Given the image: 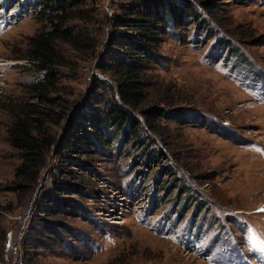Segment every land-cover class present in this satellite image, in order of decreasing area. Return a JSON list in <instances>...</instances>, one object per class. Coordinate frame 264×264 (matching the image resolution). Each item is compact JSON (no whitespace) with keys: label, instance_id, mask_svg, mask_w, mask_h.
I'll return each mask as SVG.
<instances>
[{"label":"rangeland","instance_id":"rangeland-1","mask_svg":"<svg viewBox=\"0 0 264 264\" xmlns=\"http://www.w3.org/2000/svg\"><path fill=\"white\" fill-rule=\"evenodd\" d=\"M198 1V18L170 24L142 65L146 96L125 107L135 131L95 134L93 115L117 101L103 67L130 33V0L73 10V35L95 47L57 44L68 64L44 105L27 92L37 73L14 58L39 26L34 1L0 0V264H264V0ZM18 100L52 109L55 143L27 189L12 186L19 159L6 135ZM150 108L163 111L152 126ZM82 117L88 147L63 150Z\"/></svg>","mask_w":264,"mask_h":264},{"label":"trees","instance_id":"trees-1","mask_svg":"<svg viewBox=\"0 0 264 264\" xmlns=\"http://www.w3.org/2000/svg\"><path fill=\"white\" fill-rule=\"evenodd\" d=\"M33 1L35 5L32 12L33 18L39 23V26L32 34L26 36L23 53L14 56V58L30 63V68L37 73L32 81L26 84L27 92L36 96L39 99L38 102L44 105L48 100L47 93L55 88L59 69L68 64L57 50V44H65L70 49L81 52L84 48L93 50L95 41H85L89 36H74L72 26L69 24L72 19H81L80 14L72 12L77 7V10L81 12L80 8L85 5V0ZM169 1L130 0L127 9L130 10L132 16L120 20L123 28L130 33H124L122 37L124 38L122 51L103 67L112 77L111 81L114 82V86H110V88L113 89L112 94L117 98V101L112 98L110 101L105 100V103L108 102L110 105L104 109L102 115H93L90 123L91 133L99 134L106 130L109 133H122L125 130L130 134L135 131V123L126 108L138 107L146 96L147 80L142 69L143 63L147 64L156 60L155 50L159 43V37L170 24H183L189 19L196 20L198 18L188 0H179L178 4ZM7 6L8 4L3 5L4 9H7ZM206 35L209 37V33ZM220 41L222 42L221 39L217 40L215 45L219 46L218 42ZM8 111L10 121L7 124L6 135L19 159L13 169L15 184L12 186L27 189L35 183L39 169L45 162L46 153L55 143L54 136L50 131L51 127L46 125L48 117L52 114V109L26 100H18L14 106L8 107ZM160 111L161 109L158 108L157 110L152 108L144 110L145 115H151V117L144 116L150 126H152L150 121L152 118L163 116L161 114L163 111ZM153 113L159 114L154 117ZM86 115L89 117V112ZM59 116L60 114L57 117L59 118ZM57 122L58 119L54 121L53 125ZM84 124L83 117L82 120L81 118L72 120L67 128L66 136L59 144L63 150L73 151L77 146L88 147V137L82 133ZM60 161L62 166L67 163V159L63 157ZM64 187L63 191L66 192L67 184ZM46 196L50 197L46 200H49L53 207L59 203L58 198L62 197L50 193ZM44 200L42 199V201ZM43 211H46L45 214H49L47 207ZM40 222L45 230L55 232L52 223L46 222L44 217ZM56 234L60 235L57 232Z\"/></svg>","mask_w":264,"mask_h":264},{"label":"snow or ice","instance_id":"snow-or-ice-1","mask_svg":"<svg viewBox=\"0 0 264 264\" xmlns=\"http://www.w3.org/2000/svg\"><path fill=\"white\" fill-rule=\"evenodd\" d=\"M261 211H264V209H261Z\"/></svg>","mask_w":264,"mask_h":264}]
</instances>
